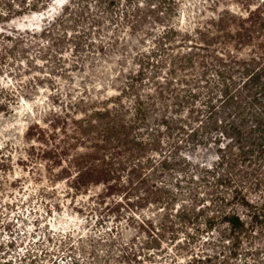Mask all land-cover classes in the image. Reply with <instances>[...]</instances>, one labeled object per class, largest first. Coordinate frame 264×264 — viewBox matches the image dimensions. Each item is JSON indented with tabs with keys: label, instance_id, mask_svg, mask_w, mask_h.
<instances>
[{
	"label": "trees",
	"instance_id": "trees-1",
	"mask_svg": "<svg viewBox=\"0 0 264 264\" xmlns=\"http://www.w3.org/2000/svg\"><path fill=\"white\" fill-rule=\"evenodd\" d=\"M90 1L113 25L159 33L151 51L136 55L137 71L112 102L117 108L78 123L81 139H71L82 140L83 152L57 141L55 131L50 136L39 128L34 138L30 128L27 139L38 147L31 146L28 155L35 165L46 166L45 195L56 197L57 185L65 184L77 214L95 217L107 241L117 245L110 248L117 264H181L169 250L202 242L213 255L195 253L188 264L238 258L248 245L246 252L259 255L264 249V0H203L214 15L191 32L172 23L179 0ZM52 2L0 0V28L42 13ZM70 9L55 20L59 26ZM33 40L45 38L28 31L0 33V79L42 61L28 48ZM166 56L172 79L177 69L191 70L206 83L213 73L219 88L191 87L183 80L191 89L175 91L170 78L157 82ZM149 82L153 94L144 96ZM18 98L0 83V116H9ZM126 100L132 104L126 106ZM206 142L217 146V160L197 174L181 156V146ZM122 228L132 238L124 241Z\"/></svg>",
	"mask_w": 264,
	"mask_h": 264
},
{
	"label": "rangeland",
	"instance_id": "rangeland-1",
	"mask_svg": "<svg viewBox=\"0 0 264 264\" xmlns=\"http://www.w3.org/2000/svg\"><path fill=\"white\" fill-rule=\"evenodd\" d=\"M71 2L53 0L46 11L17 18L0 28V33L28 31L45 38L33 40L28 46L33 49L32 56L37 55L42 61H32L30 69L20 67V73L13 78L8 75L0 79V83L19 95L13 112L0 116V163L3 164L0 166V264H117L116 254L110 252L117 245L107 241L105 228L96 224L95 217L77 214L74 202L65 196V184L57 185L56 197L45 195L46 166L32 163L28 154L32 153L31 146L37 148L38 144L29 143L27 135L30 128L34 138L39 136V128L47 130L50 136L55 131L57 141H68L78 148L82 140L71 139H81L76 129L78 123L98 120L96 113L117 108L112 102L122 92L126 78L137 71L136 55L153 49V38L159 31L152 35L133 33L108 22L104 11L90 0H75L69 5ZM67 6L71 8V16L59 22V26L55 20ZM223 9L221 5L218 11ZM213 13L203 0H179L178 16L172 23L183 32H191L210 20ZM48 30L51 35L46 37ZM170 58L162 57L166 67L157 82L165 84V79L170 78L175 91L194 86L219 88L213 73L206 83L197 80L191 70L177 69L172 79L168 74L172 68ZM197 72L199 76L202 71ZM183 80H188L191 87L182 83ZM149 88H154L152 82L141 91L144 96L153 94ZM131 104L126 100V106ZM181 148V156L193 165L197 174L217 160V146L209 142L199 147L182 143ZM78 151L84 150L79 147ZM196 181L202 184L200 179ZM121 233L124 241L132 238L127 229L122 228ZM248 248L249 245L245 246L238 258L220 256L212 264L264 262V249L256 255L246 252ZM171 249L170 253L181 264H188L195 253L213 255L209 244L203 242Z\"/></svg>",
	"mask_w": 264,
	"mask_h": 264
}]
</instances>
